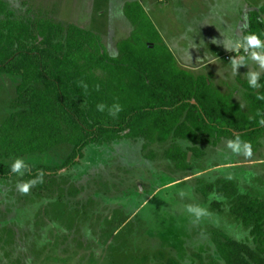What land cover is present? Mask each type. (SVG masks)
Segmentation results:
<instances>
[{"label": "rangeland", "instance_id": "374dc122", "mask_svg": "<svg viewBox=\"0 0 264 264\" xmlns=\"http://www.w3.org/2000/svg\"><path fill=\"white\" fill-rule=\"evenodd\" d=\"M8 1L93 31L115 56L117 43L133 27L123 12L131 0ZM141 2L160 33L176 37L192 27L197 38H190L198 44H203V22L214 27L212 35H222L221 28L228 35L234 28L240 35L249 11L264 5V0ZM220 55V61H231L236 53L220 49ZM239 55H244L242 48ZM19 81L18 75L0 72V124L18 109L14 101ZM239 93L235 98L247 110ZM228 140L217 146L203 141L202 151L195 154L190 143L174 138H124L88 146L70 168L63 166L72 152L67 144L20 157L28 166L23 176H0V264H168L170 258L180 264H208L219 259L216 230L257 251L250 230L231 214L232 202L209 188L228 177L242 192L264 196V138L249 158L227 149ZM175 145L188 152L187 164L168 157ZM40 172L42 183L37 181L26 194L17 190L18 183L36 179ZM188 206L204 214L198 217Z\"/></svg>", "mask_w": 264, "mask_h": 264}, {"label": "trees", "instance_id": "16d2710c", "mask_svg": "<svg viewBox=\"0 0 264 264\" xmlns=\"http://www.w3.org/2000/svg\"><path fill=\"white\" fill-rule=\"evenodd\" d=\"M123 11L134 29L118 42L119 55L112 56L93 31L0 0V72L20 78L14 101L18 109L0 124V159L12 162L67 144L72 152L63 166L70 168L88 146L124 138H174L190 143L195 154L203 141L217 146L223 138L237 136L253 149L261 145L264 126L258 121L264 119V100L256 97L264 95V75L257 89L243 84L245 110L206 75L179 65L140 0L125 2ZM262 15L264 5L250 11L243 36L254 32L264 40ZM114 102L123 108L116 118L107 108L97 111L98 104ZM187 153L180 145L167 151L169 158L184 163ZM10 165L0 163V176L12 173ZM212 189L232 202L231 214L250 230L257 251L216 230L219 259L208 264H264V196L242 192L228 177L219 178ZM168 264L180 262L170 258Z\"/></svg>", "mask_w": 264, "mask_h": 264}, {"label": "crops", "instance_id": "0c3cea01", "mask_svg": "<svg viewBox=\"0 0 264 264\" xmlns=\"http://www.w3.org/2000/svg\"><path fill=\"white\" fill-rule=\"evenodd\" d=\"M259 9L252 8L250 11L259 10ZM224 25L226 24L224 23ZM200 26H202L200 27L201 29L200 32H202V29L203 31L205 29L204 33L202 32V36H201L203 39V44L202 43L198 44L197 42L193 41L190 38L191 34H194L192 32L194 31L192 27H190L188 30L182 33H179L177 31V33H179L180 35L177 34L176 37H173L169 33H166L167 36L163 35L164 33L163 34L161 33V35L165 43L169 46V48L175 55L181 67L187 70H190L196 75H199V74L206 75L208 77L209 83L212 82L214 86L223 93L232 94L233 99L242 104L243 102H241L240 100H237V98L235 97H239L240 96L239 92L241 91L243 95L242 99L243 101L245 100L244 94H245L246 89L244 88L243 84L244 82L247 81L246 74L249 71H253V72L259 71V79H258L259 81L261 77L264 75V69H260L258 64L254 65L252 61H247L245 65L239 66L236 69L235 75H233L231 61L229 60L220 61L219 58L220 56L223 55V54L220 55V49L222 50V53L223 52L226 54L230 53L231 51L229 49H230L231 43L238 37H243L244 31L248 28V19H247L246 25L244 26V28H242L240 35L238 34L239 32L237 33V31L234 28H232L231 30V35L230 34L228 35V33L226 34V32H223L221 28L220 30H221L222 35L215 36V35H212L215 29L210 23L203 22ZM227 26L232 27L233 25H227ZM207 28H210V31H206ZM127 29L129 30L128 27ZM133 29L134 27H132L128 37L126 38H129L131 36ZM197 31L194 34L196 38H197ZM185 41H187L188 44H184ZM219 42L223 44L222 48L219 47L218 45ZM216 49H218L219 51L218 53ZM109 50L112 56L116 55V54L111 53V49ZM118 54L119 53H117V55ZM235 86H240L241 90L236 88ZM230 87H233L231 88L233 89V91L230 89ZM225 139H233V138H225ZM262 144H263V138L261 139V145Z\"/></svg>", "mask_w": 264, "mask_h": 264}, {"label": "clouds", "instance_id": "9594fccd", "mask_svg": "<svg viewBox=\"0 0 264 264\" xmlns=\"http://www.w3.org/2000/svg\"><path fill=\"white\" fill-rule=\"evenodd\" d=\"M241 48L243 49V56H240ZM230 51L236 53L235 58L231 60V67L233 75H235L236 69L239 66L245 65L247 61H252L258 64L260 69H264V40L260 38V36L254 32H249L243 37H238L235 39L230 46ZM247 82L250 88L257 89L261 87L260 84L257 83L259 79V71H249L246 74ZM80 86L87 90L88 85L81 82ZM258 100H264V95H257ZM97 111L104 112L107 108L108 115L116 118L119 113L123 110L122 106L119 103H113L111 106H107L103 103L98 104L96 106ZM258 123L261 126H264V119H260ZM227 149L231 150L233 154L243 155L246 158H249L253 155L252 145L250 142H246L240 139L239 136L235 137V139H230L227 142ZM28 169V166L25 164L23 159L16 158L10 165V170L13 174H18L20 176L24 175V171ZM44 173L40 172L36 179H32L26 182H21L17 184V190L20 193H28L29 189L34 186L37 181L43 182ZM183 195V193H181ZM188 211H195L196 215L199 217L204 213L200 209H193L191 206H188Z\"/></svg>", "mask_w": 264, "mask_h": 264}, {"label": "water", "instance_id": "95a60500", "mask_svg": "<svg viewBox=\"0 0 264 264\" xmlns=\"http://www.w3.org/2000/svg\"><path fill=\"white\" fill-rule=\"evenodd\" d=\"M190 154H191V153L188 154V159H189Z\"/></svg>", "mask_w": 264, "mask_h": 264}]
</instances>
